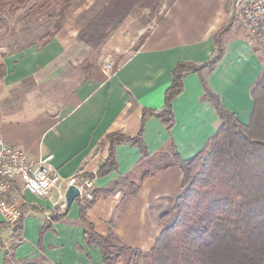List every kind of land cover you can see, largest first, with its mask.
<instances>
[{"label": "crops", "instance_id": "1", "mask_svg": "<svg viewBox=\"0 0 264 264\" xmlns=\"http://www.w3.org/2000/svg\"><path fill=\"white\" fill-rule=\"evenodd\" d=\"M92 2L75 0L61 28L43 45L8 53L0 48V137L32 160L51 157L60 178L95 179L94 199L74 201L55 223L49 219L57 208L25 195L17 249L33 250L48 264H101L99 248L83 240L80 205L95 233L112 231L116 243L149 252L183 191L172 146L180 159H189L221 125L203 97L199 76L188 73L172 100L173 124L168 127L153 115L144 122L147 156L138 146L116 143V168L94 176L109 156L110 143H102L106 135L134 137L144 109L162 111L174 67L206 63L215 51L214 35L230 18L227 0H162L164 10L158 9L151 21L146 11L134 8L102 44L92 47L77 38L75 23ZM108 57L118 65L111 77L100 69ZM263 71L256 47L232 25L221 60L213 70L204 69L202 77L222 105L247 123L251 88ZM47 221L51 228L44 231L40 248L39 231ZM5 225L0 219V241L4 228L13 234L15 226Z\"/></svg>", "mask_w": 264, "mask_h": 264}, {"label": "trees", "instance_id": "2", "mask_svg": "<svg viewBox=\"0 0 264 264\" xmlns=\"http://www.w3.org/2000/svg\"><path fill=\"white\" fill-rule=\"evenodd\" d=\"M3 1V0H0ZM75 0H15L21 8L32 2L26 14H35L43 8L54 9L57 19L53 30L46 33L48 40L61 28L66 9ZM92 5L81 13L82 26L77 38L85 44L97 47L114 31L134 9H147L153 17L161 0H92ZM227 7V6H226ZM16 10V9H14ZM228 11V7H227ZM51 17V14H48ZM233 25L232 18L214 35L215 51L204 64L179 62L172 71V81L164 93V109H144L138 131L134 137L109 133L104 141L110 143L109 156L94 176H104L116 168L113 148L116 143L138 146L143 157L147 156L142 142L144 122L155 116L170 127L173 124L172 100L183 90V77L188 73L199 76L203 97L216 110L221 125L207 145L189 159H180L172 146L171 155L182 173L183 191L176 198L175 220L159 234L148 252L151 264H264V182L254 184L258 174L264 171V73L251 88L252 111L247 123H241L227 110L217 94L207 86L202 71L213 70L223 56V39ZM147 34L141 36L142 42ZM194 172V165L200 161ZM252 181H249V177ZM91 178L86 175L77 179ZM77 202H81L76 198ZM25 206L21 208V214ZM49 221L57 222L65 216L68 208L52 211ZM22 218V217H21ZM79 219L85 224L83 240L99 248L101 264H115L113 251L135 248L117 245L112 231L105 236L95 233L93 225L85 218V208L79 206ZM48 221L39 231V247ZM12 226V225H5ZM13 234L20 236L21 219L15 223ZM1 247V241H0ZM118 256V255H116Z\"/></svg>", "mask_w": 264, "mask_h": 264}, {"label": "built area", "instance_id": "3", "mask_svg": "<svg viewBox=\"0 0 264 264\" xmlns=\"http://www.w3.org/2000/svg\"><path fill=\"white\" fill-rule=\"evenodd\" d=\"M228 12L249 43L264 51V0H231ZM117 68L113 57L100 65L106 77H111ZM50 159L32 160L0 137V219L3 223L15 225L21 219L27 194L46 199L52 209L59 210L65 208V192L71 185L77 187V198L81 201L94 199V178H60Z\"/></svg>", "mask_w": 264, "mask_h": 264}, {"label": "rangeland", "instance_id": "4", "mask_svg": "<svg viewBox=\"0 0 264 264\" xmlns=\"http://www.w3.org/2000/svg\"><path fill=\"white\" fill-rule=\"evenodd\" d=\"M230 1L231 0H227L226 2L228 10ZM10 4H13L12 6L16 5L15 0L0 1V48L8 53L21 50L33 45H43L44 41L47 39L46 33L53 30V24L55 22V19H57L56 12L59 8L57 6L53 7L54 9L49 8L48 10H46L47 8H43L42 10L35 12V14H26V9L32 4V2L27 4L25 7H21L19 9L14 8L16 10L12 9L10 7ZM161 8L162 10H164L162 0L160 1V5L157 10H160ZM142 10L146 11L147 16L149 17V21H151L155 17L156 12L154 13V16L151 17V14H149V10ZM49 13L51 14V17L48 16ZM227 14L229 15L228 11ZM79 17H77L75 23L79 24L81 28L82 22L79 21ZM233 25L235 24L233 23ZM255 47L259 52L261 58L263 59L264 66V51L258 45H255ZM105 60L106 59H104L102 63ZM200 163H202L201 160L195 163L194 172L198 170L201 165ZM248 177L249 181H252V178L250 176ZM253 182L255 185H259L261 182H264V171L262 173H259L258 178ZM175 217L176 212L173 207L171 215L167 220L169 225L175 220ZM1 236V242H3L1 243L0 247L1 264H48L40 256H35L33 250L26 249V251H24V249L22 251H18L17 246H19V242L21 239L13 235L12 230L10 231V228H4ZM116 244L121 245L118 243ZM113 253L115 264H151L150 255L148 252L144 253L136 249L134 250V252L129 250H116L113 251Z\"/></svg>", "mask_w": 264, "mask_h": 264}, {"label": "water", "instance_id": "5", "mask_svg": "<svg viewBox=\"0 0 264 264\" xmlns=\"http://www.w3.org/2000/svg\"><path fill=\"white\" fill-rule=\"evenodd\" d=\"M78 197V189L76 186H69L65 192V206L66 208H70L72 203Z\"/></svg>", "mask_w": 264, "mask_h": 264}]
</instances>
